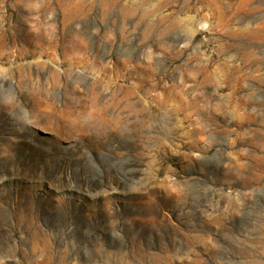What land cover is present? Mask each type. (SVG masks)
I'll use <instances>...</instances> for the list:
<instances>
[{
    "label": "rangeland",
    "instance_id": "obj_1",
    "mask_svg": "<svg viewBox=\"0 0 264 264\" xmlns=\"http://www.w3.org/2000/svg\"><path fill=\"white\" fill-rule=\"evenodd\" d=\"M0 264H264V0H0Z\"/></svg>",
    "mask_w": 264,
    "mask_h": 264
},
{
    "label": "bare ground",
    "instance_id": "obj_2",
    "mask_svg": "<svg viewBox=\"0 0 264 264\" xmlns=\"http://www.w3.org/2000/svg\"><path fill=\"white\" fill-rule=\"evenodd\" d=\"M102 109L101 108H98V109H93L91 112H90V114L91 115H96V116H101L102 115V120L103 121H105L106 122V120H105V117L103 116V114H102ZM105 113V112H104ZM109 114V113H108ZM108 116V115H107ZM111 116V115H110ZM108 118H109V116H108ZM113 118V117H112ZM111 119V118H110ZM115 120H118L117 118H115ZM118 123V122H117Z\"/></svg>",
    "mask_w": 264,
    "mask_h": 264
}]
</instances>
